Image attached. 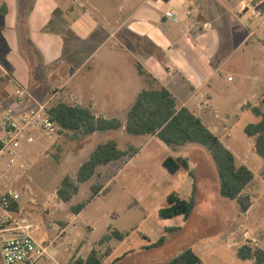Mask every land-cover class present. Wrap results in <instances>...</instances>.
<instances>
[{
    "label": "crops",
    "instance_id": "crops-1",
    "mask_svg": "<svg viewBox=\"0 0 264 264\" xmlns=\"http://www.w3.org/2000/svg\"><path fill=\"white\" fill-rule=\"evenodd\" d=\"M243 1L0 0V112L9 107L19 112L28 110L33 106L28 100L31 96L46 107L65 103L87 107L96 118L119 120V130L82 137L84 140L76 145L73 156L86 162L100 144L108 143L98 140L103 134H129L128 114L143 90L165 87L175 97L179 109L186 107L200 117L233 152L234 146L229 143L232 137L227 136L225 141L219 135L220 129L207 120V110L219 111L215 103L226 94L222 87L224 74L243 69L249 63L258 67L257 57L251 56L252 51L248 54V49H264L260 29L249 25L244 16ZM3 7L5 13H1ZM168 11H173V18L166 17ZM238 54L241 63L235 66L233 60ZM139 66L149 78L140 72ZM20 91H27L22 100H18ZM33 133V142L25 141L23 153L27 166H32L31 172L46 153L42 135ZM247 142L254 152L252 159L261 164L264 160L254 151L253 140L248 137ZM50 146L53 144L47 148ZM129 161L127 158L126 163ZM6 162L4 159L2 169H6ZM116 162L119 160L99 166L95 175H112ZM244 164L253 171L249 164ZM22 172L17 166L7 172V177H0V195L8 188L17 190L23 182ZM103 185L100 192L106 190L107 184ZM57 191L44 199L27 190L25 200L21 192L16 204V212L34 224L35 237L50 246L49 256L36 264H72L78 258L87 259L96 249L82 240L79 226L92 232V227L81 219L85 209L74 213L71 207L78 204L72 202L75 195L64 202ZM253 209L254 201L243 214H252ZM42 218L43 223L39 222ZM176 228L181 229L182 225H170L165 232L168 235ZM177 234L163 248L178 239ZM7 235L0 232V239ZM101 241L102 248L96 250L105 264L102 249L106 244ZM219 246L217 252L225 251L223 247L232 250L236 264L250 262L240 259L237 247H230L228 240Z\"/></svg>",
    "mask_w": 264,
    "mask_h": 264
},
{
    "label": "rangeland",
    "instance_id": "rangeland-1",
    "mask_svg": "<svg viewBox=\"0 0 264 264\" xmlns=\"http://www.w3.org/2000/svg\"><path fill=\"white\" fill-rule=\"evenodd\" d=\"M245 9L244 16L248 24L254 27L257 25L260 29L259 37L264 44V29L258 25L259 21L251 19L252 7L245 6ZM252 47L248 49V54L252 51L251 56L257 57L258 67L251 66L250 63L243 64V69L224 74L222 87L226 94L215 103L219 111L207 110V120L220 129L219 135L225 141L232 137L229 143L234 146L233 152L240 156L236 157L237 164H249L257 175L242 193L244 200L249 198L245 202L254 201L252 214H243L237 200L221 196L217 168L205 146L188 143L173 147L158 138L150 140L149 137L142 138L132 134H103L98 138L102 143L117 140V146L121 150H138L134 157L128 158L129 162L126 163V157L116 162L117 169L112 175L96 174L83 183L72 201L73 204L86 201L92 195L93 185L107 184L106 190L88 203L81 217L92 227V232L85 226H79L82 240L88 247L102 248L101 240L106 244L102 249L105 264H163L188 248L197 251L207 264H236L235 258L231 256L232 250L230 252L223 247L225 251H216L220 247L219 243L223 244L226 240L230 247L236 246L237 250L242 245L264 250V159L261 164L255 163V156L252 155L254 152L248 145V136L244 132L246 125L260 120L252 108L258 106L264 111V49L256 51ZM238 55L233 60L236 62L235 66L241 63ZM256 77L259 79L257 82ZM53 106L51 103L47 107ZM35 132L36 135H42L46 153L32 172L30 164L23 169V182L18 187L23 201L26 195L24 192L28 190L30 193V188V194L34 191L36 196L40 195L45 199L54 195L66 177L76 182L80 164L84 162L81 157L73 156L76 145L84 140L79 132L62 130L60 126L51 136L42 131ZM32 134L34 133L30 135ZM52 144L50 149L47 148ZM30 146L31 144L28 148ZM167 157L187 158L194 178L184 168L171 172L164 164ZM195 178L197 204L190 220L185 222L182 216L160 218L159 210L168 205V195L176 193L183 199L189 198ZM43 221L44 218L39 220ZM170 225H182V228L170 231L167 235L166 227ZM114 229L122 232L125 238L120 240L110 237L108 240ZM176 233L179 238L164 248H147L163 235L166 236L167 243ZM117 258L120 260L116 261ZM248 264H255V260H250Z\"/></svg>",
    "mask_w": 264,
    "mask_h": 264
},
{
    "label": "trees",
    "instance_id": "trees-1",
    "mask_svg": "<svg viewBox=\"0 0 264 264\" xmlns=\"http://www.w3.org/2000/svg\"><path fill=\"white\" fill-rule=\"evenodd\" d=\"M5 12L6 9L3 7L1 13ZM139 70L148 78L150 77L142 66H139ZM252 111L260 120L257 123L246 125L244 132L253 140L254 151L264 159V111L258 106H254ZM47 113L62 130L79 132L82 137L95 132L119 130L122 127V123L117 119L96 118L87 107L60 103L52 108H47ZM126 131L135 136H156L165 144L173 147L188 143L205 146L210 151L217 168L221 196L237 200L242 212L249 209L251 203L245 202L249 198L244 200L242 193L255 178V173L247 165L237 164L235 154L224 145L221 139L210 130L200 117L186 107L179 109L175 97L167 88L145 89L139 94L136 103L128 114ZM137 153L138 150L134 148L127 151L120 150L114 141L100 144L91 154L89 160L80 166L76 182L69 177L63 180L57 191L58 197L64 202L71 201L73 196L78 193L80 185L90 180L99 166L125 157L132 158ZM164 164L171 172H177L184 168L194 178V172L190 168L187 158L174 159L167 157ZM103 187L93 185L90 198L72 206V211L79 214L99 194ZM196 190L195 178L189 198L183 199L176 193L169 194L167 198L168 205L159 210L160 218L169 219L182 216L185 222L189 221L197 204ZM14 208H17L16 204ZM175 230H178V228ZM111 236L120 240L125 238V235L117 229L112 231ZM165 243L166 236H162L147 248H161ZM237 255L242 260L254 259L255 264H264V250L251 245L240 246ZM117 260H120V258H117ZM72 264H103V260L99 256V252L93 249L87 259L78 258ZM163 264H204V262L192 248H188L179 256Z\"/></svg>",
    "mask_w": 264,
    "mask_h": 264
},
{
    "label": "built area",
    "instance_id": "built-area-1",
    "mask_svg": "<svg viewBox=\"0 0 264 264\" xmlns=\"http://www.w3.org/2000/svg\"><path fill=\"white\" fill-rule=\"evenodd\" d=\"M243 6L252 7V20L259 21L264 29V0H244ZM173 11L166 13L173 18ZM27 91L18 92V100L27 95ZM33 104L28 110L19 112L9 107L0 112V177L8 175L11 169H24L28 162L24 159V143L33 142L30 135L35 131L53 135L59 125L53 121L44 104L38 103L28 96ZM6 162V169L1 165ZM8 172V173H7ZM21 198L20 192L8 188L0 195V232L8 233L0 239L1 264H36L50 254L49 244L39 241L35 235L34 224L15 210V204Z\"/></svg>",
    "mask_w": 264,
    "mask_h": 264
}]
</instances>
